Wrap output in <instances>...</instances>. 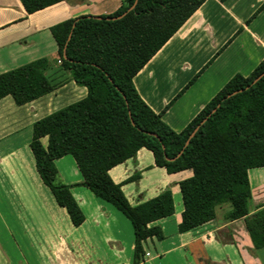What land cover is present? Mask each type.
Listing matches in <instances>:
<instances>
[{
	"label": "crops",
	"instance_id": "crops-1",
	"mask_svg": "<svg viewBox=\"0 0 264 264\" xmlns=\"http://www.w3.org/2000/svg\"><path fill=\"white\" fill-rule=\"evenodd\" d=\"M122 5L71 0L29 15L20 0H0V75L35 63L54 89L22 107L11 97L0 101V264H134L131 222L77 187L71 193L85 221L75 227L42 181L30 148L35 123L88 96V88L61 66L51 29L81 17L111 16ZM263 7L264 0H208L136 75L140 97L174 132L186 129L236 75L248 77L264 61ZM42 143L46 147L48 140ZM55 165L66 186L83 181L72 156ZM190 173L169 176L146 149L110 171L133 207L173 193L174 216L152 224L164 240L144 242L142 264H264V248L255 249L246 220H226L230 205L217 209L215 221L180 234L179 183ZM249 180L254 215L264 210V167L251 169Z\"/></svg>",
	"mask_w": 264,
	"mask_h": 264
},
{
	"label": "trees",
	"instance_id": "trees-1",
	"mask_svg": "<svg viewBox=\"0 0 264 264\" xmlns=\"http://www.w3.org/2000/svg\"><path fill=\"white\" fill-rule=\"evenodd\" d=\"M20 1L32 15L71 0ZM121 1V9L111 16L81 17L51 29L61 66L88 88V96L33 126L30 148L42 181L75 227L85 217L71 189L87 188L113 205L133 226L134 264H142L144 242L164 240L162 229L152 224L174 216L173 193L167 190L133 207L110 171L146 149L169 176L192 174L179 183L184 205L180 234L215 221L217 209L230 205L226 220L245 219L255 249H263L264 210L250 215L249 171L264 167V61L250 76L236 75L186 129L176 133L142 100L134 78L208 0ZM137 1L133 11L117 19ZM53 91L35 63L0 75V101L11 97L18 107ZM43 139L48 140L46 147ZM66 156L75 160L81 183L66 186L59 180L55 162Z\"/></svg>",
	"mask_w": 264,
	"mask_h": 264
},
{
	"label": "water",
	"instance_id": "water-1",
	"mask_svg": "<svg viewBox=\"0 0 264 264\" xmlns=\"http://www.w3.org/2000/svg\"><path fill=\"white\" fill-rule=\"evenodd\" d=\"M137 4H138V1L135 3V5H134V7H132V9H130L126 14H124L123 16H121V17H119V18H117V19H122V18H124L129 12H131V11L134 10V8L136 7ZM71 38H72V34H71L70 37H69V41L71 40ZM64 58L67 59V46H66L65 51H64Z\"/></svg>",
	"mask_w": 264,
	"mask_h": 264
},
{
	"label": "rangeland",
	"instance_id": "rangeland-1",
	"mask_svg": "<svg viewBox=\"0 0 264 264\" xmlns=\"http://www.w3.org/2000/svg\"><path fill=\"white\" fill-rule=\"evenodd\" d=\"M190 175H191V173H190Z\"/></svg>",
	"mask_w": 264,
	"mask_h": 264
}]
</instances>
